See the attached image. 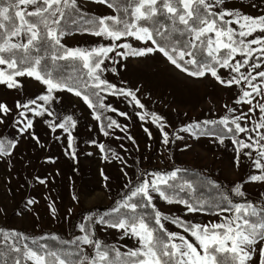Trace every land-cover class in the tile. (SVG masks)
I'll list each match as a JSON object with an SVG mask.
<instances>
[{
    "label": "snow or ice",
    "instance_id": "snow-or-ice-1",
    "mask_svg": "<svg viewBox=\"0 0 264 264\" xmlns=\"http://www.w3.org/2000/svg\"><path fill=\"white\" fill-rule=\"evenodd\" d=\"M90 2L106 6L115 14H89L81 0H0V86L20 91L24 87L23 80L31 78L44 89L25 102L17 99L12 107L0 101V125H5L12 117L11 125L17 135H27L39 144L40 139L33 131L34 119L28 114L55 117L52 105L63 102L57 95L63 92L81 98L97 122L102 121L104 112H118L105 103V94L130 97V102L143 109L136 92L117 87L104 78L106 71L117 73V68H109L106 61L116 65L128 58L160 54L189 77H211L225 88L235 86L240 90L235 103L247 105V112L231 120L223 117L190 124L181 131L197 135L196 130H199V135L204 136L209 135L205 131L208 125H223L227 132L222 131L217 140L220 145L225 144V138L230 140L234 167H241L247 158L259 170L258 174H249L246 181L234 182V186L225 191L207 176L197 180L185 178L181 175L185 169L179 167L167 172L142 173L148 178L137 179L135 183L128 180L124 185L127 192L112 208L113 216H88L85 218L88 225H80L83 235L63 241L74 245L71 249L53 248L35 239L30 245L24 233L0 226V264H264V202L244 199L246 183L264 185V12L248 14L241 7L230 6L228 0ZM262 4L264 0H249L246 6L258 9ZM73 33L106 42L91 48L68 47L62 41ZM128 38L142 45L134 46ZM220 69H227L229 78H222ZM257 109L259 119L253 126L242 125V121L251 120L250 114ZM227 111L232 113L236 109L228 107ZM118 114L128 115L122 111ZM138 115L141 121L151 115L152 123L158 125L162 143H170L162 116ZM104 119L107 123L99 125L104 136H109L108 130L114 127L124 130L117 120ZM43 123L53 132L60 129L67 134L68 154L75 158L72 130L77 120L66 115L58 121L45 119ZM144 130L152 135L148 129ZM239 134H246L247 140ZM19 143L15 137L8 139L0 135V157L12 156ZM91 143L96 144V141ZM99 150L106 152L103 143L99 144ZM103 158L119 161L127 167V161L115 151ZM101 175L105 181L109 179L103 171ZM123 175L127 179L126 171ZM39 182L45 183L44 180ZM201 186L208 189V195L201 191ZM257 195L264 201V192ZM233 197L242 198L243 202H234ZM157 198L168 205L182 206L187 214L209 212L217 219L206 224L185 221L180 216L162 212L154 203ZM36 203L32 199L27 201V205ZM48 208L55 217L54 205L49 204ZM3 214L4 210L0 209V215ZM165 222L183 231H169ZM96 225L135 238L137 247L121 251L119 247L103 244L94 239L91 229ZM85 247L91 252H86Z\"/></svg>",
    "mask_w": 264,
    "mask_h": 264
},
{
    "label": "rangeland",
    "instance_id": "rangeland-1",
    "mask_svg": "<svg viewBox=\"0 0 264 264\" xmlns=\"http://www.w3.org/2000/svg\"><path fill=\"white\" fill-rule=\"evenodd\" d=\"M81 3L86 12L97 16L115 14L106 6L91 3L90 0H81ZM228 3L230 6L241 7L243 12L248 14L257 15L264 12V4L258 9L247 7L249 0H228ZM62 42L68 47L91 48L106 41L75 33L64 37ZM128 42L134 46L142 45V42H135L132 38H128ZM237 58H240L239 55ZM106 64L109 68L116 67L117 73L106 71L104 78L117 87L130 88L136 92V97L144 108L141 109L134 102H130V97L126 99L105 94V103L118 109V112L128 114L127 117H122L118 112L108 111L107 117L117 120L124 130L114 127L108 130L110 135L106 137L99 130L102 121L97 122L92 118V110L81 98L67 92L58 93L63 102L52 105L56 111L55 117L41 118L28 114L29 118L34 119L33 131L40 139L39 144L27 135L19 137L11 125L12 117H9L5 125H0V135L8 139L15 137L20 143L12 156L0 157V209L4 210V214L0 215V225L33 233L48 234L47 232L51 231L69 236L72 223L81 210L112 204L121 199L127 190L124 185L128 180L135 183L137 179L148 178L142 176V173L163 172L159 169L173 166L199 168L223 181L230 188L234 186V182L246 181L249 174H258L259 170L255 169L252 160L247 158L242 161L241 167H234L233 145L229 139L225 138V144L220 145L217 136H201L198 130L197 135L181 131L190 124H202L205 120H219L223 117L231 120L241 112H247V105L235 103L240 91L238 88H225L211 77H189L160 54L143 58L132 57L116 65L106 61ZM219 72L222 78H229L227 69H220ZM23 84L24 87L20 91L0 86V101L12 107L17 99L25 102L44 90L31 78L24 79ZM137 89L139 91H136ZM228 107L236 111L229 113ZM138 113H155L162 116L170 143H162L158 125L152 123L151 115L141 121ZM66 115H72L77 120V126L72 130L77 153L75 158L68 154L67 134L60 129L53 132L43 123L45 119L58 121ZM250 116L251 120L242 121V125L251 128L253 122L259 119V110ZM145 128L151 132V136L145 132ZM239 135L247 140L246 134ZM128 136L133 139L129 140ZM92 140H95L96 144H92ZM101 143L105 145V153L99 150ZM112 151L119 153L127 161V167L122 166L119 161L104 160V155L110 156ZM156 168L159 169L155 170ZM122 169L128 173L127 179ZM101 171L109 177L107 181ZM40 180L45 183H40ZM244 190L246 197L257 203L264 202L257 195L264 192V185L246 183ZM73 196L77 199L74 200ZM29 199L37 203L34 206L27 205ZM154 203L165 214L180 216L191 223L206 224L217 219L215 215L205 212L187 214L182 206L168 205L159 198L154 200ZM49 204L54 205L56 209L55 217L50 213ZM84 220L77 223L76 236L83 235L80 225L84 224ZM165 226L169 231H183L169 222H165ZM95 231L96 239H108L121 251L137 247L135 238L125 237L119 230L96 225ZM188 238L193 239L190 236ZM85 251L90 253L91 249L85 247Z\"/></svg>",
    "mask_w": 264,
    "mask_h": 264
},
{
    "label": "trees",
    "instance_id": "trees-1",
    "mask_svg": "<svg viewBox=\"0 0 264 264\" xmlns=\"http://www.w3.org/2000/svg\"><path fill=\"white\" fill-rule=\"evenodd\" d=\"M89 14H91V13H89ZM73 34H75V33H73ZM107 113H108V111L103 113V116H102V122L103 123L106 122L104 117H107ZM205 131H208L209 135L219 137L221 132L223 131V132L226 133L227 129H225L223 125H208L205 128ZM198 133H199V130H198ZM176 167L185 169V171L183 173H181V175H183L187 179L197 180L198 178H202V177L207 176V177H210L211 179L215 180L216 183L220 184L225 191L230 189V187L227 186L223 181L217 179L216 177H214V176H212L210 174H206L205 172H203V170H201L199 168H195V167H192V166H173L172 168H168V169L156 168L155 170L159 169L160 171L167 172V171L173 170ZM201 191L205 195H208V189L206 187L201 186ZM126 192H127V190L125 191V193ZM124 194L120 198H122L124 196ZM233 199H234V202H243L242 198L233 197ZM244 199H250L251 201L256 202L255 200H253L251 198H248V197H245ZM116 202H117V200H115L112 204H109V205L96 206V207H93V208L81 210L77 214V217L75 218V220L72 223L73 225L71 227V231H70L69 236H65L64 234H61L59 232H51V231L47 232L48 234H45V233L43 234V233H33V232H29V231H26V230H23V229H16V230L24 233L25 236H27L29 238L26 242L29 243L30 245L32 244L33 239H35V240L39 241L40 244H47V245H49L50 247H53V248H68V249H71V248L74 247V245H71V244H67L66 245V244L63 243V241L74 240L75 237H77L76 234H75V228L78 226L77 223L79 221H81L82 219H85L88 216L105 215L106 218L110 217V216H113L114 213H112V208L116 206ZM146 211H150V209H146ZM205 213H209V212H205ZM84 224L86 226L88 225V221L86 219L84 220ZM0 226H2V225H0ZM3 227H5L6 229H12V228L7 227V226H3ZM91 230L94 233V239H96V237H95L96 236L95 235L96 234L95 226L92 227ZM53 236L59 237V239L58 240H54V239H52ZM99 241H101L103 244H107V245L113 246L112 243L108 239H103L102 238V239H99Z\"/></svg>",
    "mask_w": 264,
    "mask_h": 264
}]
</instances>
